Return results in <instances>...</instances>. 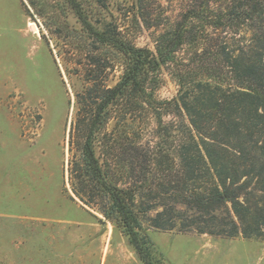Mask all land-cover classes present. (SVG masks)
<instances>
[{
	"label": "trees",
	"instance_id": "trees-1",
	"mask_svg": "<svg viewBox=\"0 0 264 264\" xmlns=\"http://www.w3.org/2000/svg\"><path fill=\"white\" fill-rule=\"evenodd\" d=\"M66 1L94 40L124 61L112 87L86 90L89 106L77 111L70 130V141L78 132L79 158L68 170L76 198L121 229L142 264H162L144 225L263 237L264 0H190L154 51L136 47L110 24L94 28L76 0ZM136 1L143 9L146 0ZM185 46L188 60H179ZM164 67H172L179 91L159 102L154 91ZM147 111L158 130L163 114L176 118L167 125L178 138L157 147L131 141L130 125ZM111 139L128 170L111 160Z\"/></svg>",
	"mask_w": 264,
	"mask_h": 264
},
{
	"label": "rangeland",
	"instance_id": "rangeland-1",
	"mask_svg": "<svg viewBox=\"0 0 264 264\" xmlns=\"http://www.w3.org/2000/svg\"><path fill=\"white\" fill-rule=\"evenodd\" d=\"M76 1L94 28L110 24L154 51L190 0H146L143 9L136 0ZM190 52L185 46L177 57L188 60ZM123 69V57L97 43L66 0H0V264H142L122 230L76 198L68 173L79 158L78 132L70 141V130L77 111L89 106L86 90L112 87ZM172 71L158 73L159 102L177 96ZM162 120L158 130L147 111L130 125L131 141L157 147L166 137L176 140L167 124L178 120ZM110 145L113 163L127 169L123 150L112 139ZM144 226L162 264H264V236Z\"/></svg>",
	"mask_w": 264,
	"mask_h": 264
}]
</instances>
